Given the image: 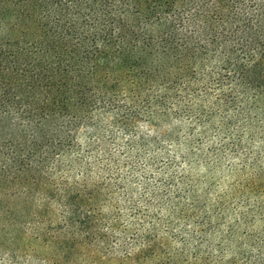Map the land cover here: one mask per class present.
<instances>
[{
	"label": "trees",
	"instance_id": "trees-1",
	"mask_svg": "<svg viewBox=\"0 0 264 264\" xmlns=\"http://www.w3.org/2000/svg\"><path fill=\"white\" fill-rule=\"evenodd\" d=\"M0 190L48 264H264V0H0Z\"/></svg>",
	"mask_w": 264,
	"mask_h": 264
},
{
	"label": "rangeland",
	"instance_id": "rangeland-1",
	"mask_svg": "<svg viewBox=\"0 0 264 264\" xmlns=\"http://www.w3.org/2000/svg\"><path fill=\"white\" fill-rule=\"evenodd\" d=\"M32 28H35V26H33ZM36 34L38 36H43V34L41 33H36ZM39 38L42 39L43 37H39ZM163 129H168V128L163 127ZM139 130L145 133L146 135L153 134L152 129L145 124L140 125ZM5 193L7 192H3L0 190V197L3 198L1 205L7 206L9 208L17 207V210L19 208L20 209L24 208L25 204L15 201L14 198H13L14 200H12V198L6 196ZM9 194H11V192ZM33 213L34 212H31V217L29 216V225L28 222L23 223L24 226H28L27 236L24 235L22 237H19L18 239V237L16 236L0 235V264H48L44 254L47 251V249H45V247L43 246V237L38 236V238H36L37 234L40 233L44 228L43 226H41L43 223H37V221L34 220L33 218ZM36 225H38V228L31 230V226H36ZM94 251L95 250L90 251L92 255ZM101 252L103 255L104 254L103 251ZM114 253L115 254L111 256L108 255L104 256L103 257L104 261H102L103 262L102 264H119L120 261L119 254L117 252Z\"/></svg>",
	"mask_w": 264,
	"mask_h": 264
}]
</instances>
